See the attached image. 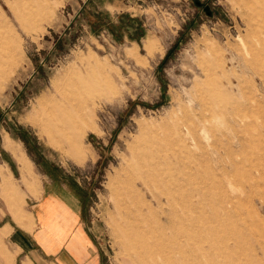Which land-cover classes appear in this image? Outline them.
<instances>
[{"label": "rangeland", "instance_id": "374dc122", "mask_svg": "<svg viewBox=\"0 0 264 264\" xmlns=\"http://www.w3.org/2000/svg\"><path fill=\"white\" fill-rule=\"evenodd\" d=\"M7 164L77 177L107 264H264V0H0L20 218Z\"/></svg>", "mask_w": 264, "mask_h": 264}, {"label": "crops", "instance_id": "0c3cea01", "mask_svg": "<svg viewBox=\"0 0 264 264\" xmlns=\"http://www.w3.org/2000/svg\"><path fill=\"white\" fill-rule=\"evenodd\" d=\"M7 166L27 214L19 220L17 204L12 211L0 193V264H107L106 251L88 225L90 191L77 177L68 170H40L41 194L35 198ZM1 180L0 174V191ZM4 185L9 190L13 183Z\"/></svg>", "mask_w": 264, "mask_h": 264}]
</instances>
